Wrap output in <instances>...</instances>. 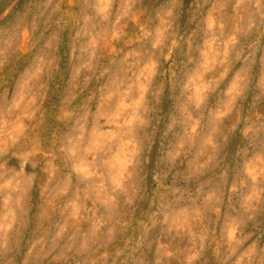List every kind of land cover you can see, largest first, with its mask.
I'll return each mask as SVG.
<instances>
[{
    "label": "rangeland",
    "instance_id": "rangeland-1",
    "mask_svg": "<svg viewBox=\"0 0 264 264\" xmlns=\"http://www.w3.org/2000/svg\"><path fill=\"white\" fill-rule=\"evenodd\" d=\"M0 264H264V0H0Z\"/></svg>",
    "mask_w": 264,
    "mask_h": 264
}]
</instances>
